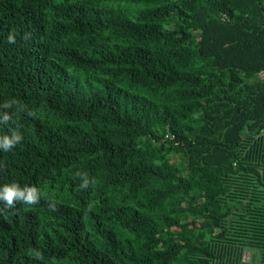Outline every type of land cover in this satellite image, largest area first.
<instances>
[{
	"label": "trees",
	"instance_id": "trees-1",
	"mask_svg": "<svg viewBox=\"0 0 264 264\" xmlns=\"http://www.w3.org/2000/svg\"><path fill=\"white\" fill-rule=\"evenodd\" d=\"M261 72L264 0H0V264H264Z\"/></svg>",
	"mask_w": 264,
	"mask_h": 264
},
{
	"label": "clouds",
	"instance_id": "clouds-1",
	"mask_svg": "<svg viewBox=\"0 0 264 264\" xmlns=\"http://www.w3.org/2000/svg\"><path fill=\"white\" fill-rule=\"evenodd\" d=\"M11 42V41H10ZM10 107V105H5ZM12 120V115L8 112H0V127L7 126ZM21 135L18 130H12L10 133L0 134V152H11L21 142ZM83 177L82 188H88L89 178L84 173H77ZM40 198V190L36 186L21 185L13 180L11 182L0 183V203L7 208H12L16 203L24 205H34ZM52 211H55L53 204L49 205Z\"/></svg>",
	"mask_w": 264,
	"mask_h": 264
},
{
	"label": "rangeland",
	"instance_id": "rangeland-1",
	"mask_svg": "<svg viewBox=\"0 0 264 264\" xmlns=\"http://www.w3.org/2000/svg\"><path fill=\"white\" fill-rule=\"evenodd\" d=\"M109 7L114 9V10L129 12L130 7H132V6L130 4L124 3L123 1L122 2L114 1L110 4ZM261 76L264 77V75H261ZM255 256H256L255 252H252V251L246 249L243 253L242 260L245 264H247L248 262L253 261L255 259Z\"/></svg>",
	"mask_w": 264,
	"mask_h": 264
},
{
	"label": "built area",
	"instance_id": "built-area-1",
	"mask_svg": "<svg viewBox=\"0 0 264 264\" xmlns=\"http://www.w3.org/2000/svg\"><path fill=\"white\" fill-rule=\"evenodd\" d=\"M258 75H259L260 77H262L261 75H264V72H261V73H259Z\"/></svg>",
	"mask_w": 264,
	"mask_h": 264
}]
</instances>
